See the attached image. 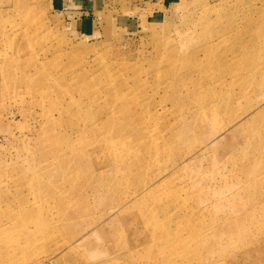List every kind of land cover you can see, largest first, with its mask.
Returning a JSON list of instances; mask_svg holds the SVG:
<instances>
[{
	"label": "rangeland",
	"instance_id": "obj_1",
	"mask_svg": "<svg viewBox=\"0 0 264 264\" xmlns=\"http://www.w3.org/2000/svg\"><path fill=\"white\" fill-rule=\"evenodd\" d=\"M89 1L0 0V264H264V0Z\"/></svg>",
	"mask_w": 264,
	"mask_h": 264
},
{
	"label": "crops",
	"instance_id": "obj_2",
	"mask_svg": "<svg viewBox=\"0 0 264 264\" xmlns=\"http://www.w3.org/2000/svg\"><path fill=\"white\" fill-rule=\"evenodd\" d=\"M60 2L57 4V7L60 8L63 5L70 4L72 9L73 18L76 22L79 21V17L82 18L83 16L88 17L90 12H93L92 9V1L89 0H59ZM68 1V3H67ZM71 13V12H70Z\"/></svg>",
	"mask_w": 264,
	"mask_h": 264
}]
</instances>
